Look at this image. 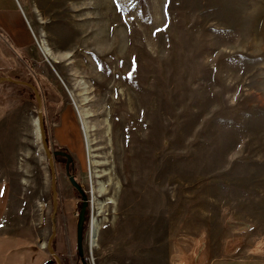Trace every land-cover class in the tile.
Returning a JSON list of instances; mask_svg holds the SVG:
<instances>
[{"label":"rangeland","instance_id":"1","mask_svg":"<svg viewBox=\"0 0 264 264\" xmlns=\"http://www.w3.org/2000/svg\"><path fill=\"white\" fill-rule=\"evenodd\" d=\"M14 8L33 42L16 51L0 30V78L37 86L48 145L72 158L86 201L55 164L53 218L35 93L1 81V227L28 240L0 264H46L53 228L65 264H264V0H0ZM110 98L126 101L116 117Z\"/></svg>","mask_w":264,"mask_h":264},{"label":"crops","instance_id":"2","mask_svg":"<svg viewBox=\"0 0 264 264\" xmlns=\"http://www.w3.org/2000/svg\"><path fill=\"white\" fill-rule=\"evenodd\" d=\"M0 30L7 35L16 51L29 48L33 42V36L24 16L17 8L9 11H0ZM10 196L11 191L9 186L0 182V252H2V258L5 254H8V252L4 250L11 241L16 244L19 243L20 247H23L22 245L25 244V240H28L25 234L6 232L1 227V223L9 205ZM22 252H24V250H22Z\"/></svg>","mask_w":264,"mask_h":264},{"label":"water","instance_id":"3","mask_svg":"<svg viewBox=\"0 0 264 264\" xmlns=\"http://www.w3.org/2000/svg\"><path fill=\"white\" fill-rule=\"evenodd\" d=\"M1 81H10V82H14L17 84H22V85H26L28 87H30L36 96L37 102H38V119H37V125H38V129H39V133H40V138H41V142H42V146L43 149L45 151L46 157L49 161L50 164V168H51V174H52V181H51V188H52V193H53V205H54V210H53V218L56 215L57 212V208H58V191H57V175H56V169H55V164H54V159H53V154L51 152V149L48 145L47 142V136H46V130H45V122H44V110H43V99L42 96L39 92V89L37 88V86H35L33 83L27 82V81H23V80H19V79H14L12 77H1L0 78V82ZM69 180L71 181V183L73 184V186L75 187V189L82 195V199L85 205V201H86V196L84 194V190L81 187V185L77 182L76 178L73 175L69 176ZM84 209H82L81 215H80V225L84 222ZM56 236V228H53L52 230V234L48 240L47 243V249L49 251V253L55 257L56 259H58L59 261V257L56 253V251L54 250L53 246H52V242L53 239ZM82 239V233L79 234V240L81 241ZM60 264V261H59Z\"/></svg>","mask_w":264,"mask_h":264},{"label":"bare ground","instance_id":"4","mask_svg":"<svg viewBox=\"0 0 264 264\" xmlns=\"http://www.w3.org/2000/svg\"><path fill=\"white\" fill-rule=\"evenodd\" d=\"M43 50L45 53H47V55H50L51 58H53L52 52L47 46H44ZM127 101H131V99L130 100L128 99ZM107 104L110 106L112 117H116V116H118V113L121 110V108L124 107V105L126 104V101H123V100L116 101L114 98H110L109 101L107 102ZM128 105H129V102H128ZM80 116H81V119L83 121V115H82L81 111H80ZM133 118L134 117L132 116V113L130 111H128L123 118L125 121L124 125H125L126 129L122 132V134L125 133V137H124L125 140H124L123 145H122V147H123L122 154H123V157H125L124 160L127 162V164H132L133 167H135L136 164L133 162V160H134V156L136 153L135 145H134V131L136 129V126H135L136 122ZM131 119H132V124L130 122ZM66 124H67V127H70V123L68 121L66 122ZM83 124H84V131L88 135V125L85 122ZM111 127L113 128L112 122H111ZM127 164H125V165H127ZM130 167H131L130 165L125 166V172L127 174L126 179H128L130 177V172H131ZM99 230H100V223L97 219L93 218L91 221V224H90V246L92 249L97 245Z\"/></svg>","mask_w":264,"mask_h":264},{"label":"flooded vegetation","instance_id":"5","mask_svg":"<svg viewBox=\"0 0 264 264\" xmlns=\"http://www.w3.org/2000/svg\"><path fill=\"white\" fill-rule=\"evenodd\" d=\"M50 149H51V147H50ZM51 152L53 154L54 164L59 163L60 165H63L62 163L64 162V169H65L66 174L68 175V178H69V176L72 175V173H71V170H72L71 168L73 166L72 158L69 155H67V152L65 150H62V149H57V150L51 149ZM63 160H65V161H63ZM48 163H49V161H48ZM49 167H50V164H49ZM50 170H51V168H50ZM53 210H54V205H53ZM81 212H82V210H81ZM81 212H80V215H81ZM83 229H84V222L80 225V216H79L78 227H77V236H78L77 254H78V259L80 261H81V258L83 257V249H82V245H81L80 240H79V234L80 233L83 234ZM53 241H54V239H53ZM52 246H53V242H52ZM58 257H59L60 264H65V259L61 260L59 255H58ZM59 261H58V259H56L55 257L52 256V258L49 259L46 264H59ZM85 264H86V262H85Z\"/></svg>","mask_w":264,"mask_h":264},{"label":"built area","instance_id":"6","mask_svg":"<svg viewBox=\"0 0 264 264\" xmlns=\"http://www.w3.org/2000/svg\"><path fill=\"white\" fill-rule=\"evenodd\" d=\"M29 26H30V24H29ZM31 28V27H30Z\"/></svg>","mask_w":264,"mask_h":264}]
</instances>
